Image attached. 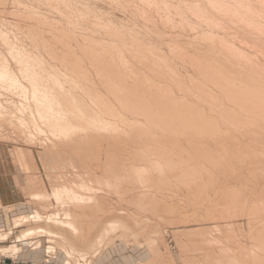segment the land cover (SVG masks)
<instances>
[{
	"label": "bare ground",
	"instance_id": "1",
	"mask_svg": "<svg viewBox=\"0 0 264 264\" xmlns=\"http://www.w3.org/2000/svg\"><path fill=\"white\" fill-rule=\"evenodd\" d=\"M197 1L200 2V0ZM201 1V4L205 1L202 6L196 2L188 4L191 11L187 9L193 14L185 8L190 15L197 17V23L205 22V26L207 23L213 29L221 31L224 24L230 21L231 25H235L233 27L243 32L242 38L247 42V44L245 42L239 44L244 45L245 48L249 47L259 54V57L260 55L264 57V0L260 1L263 3L262 6L261 3H255L259 7L251 6L249 0ZM178 8L180 7L178 6ZM167 20H169L168 17ZM181 22L183 21L181 20ZM167 23L172 24L171 22ZM181 27L184 28V31L186 28L193 33H196L193 31L194 29L199 28L186 19ZM223 33L226 32L223 31ZM185 34L187 35V33ZM212 35H198L202 37L197 40L207 41L201 43L203 45L207 43L209 49L206 53H197L203 50L201 48L200 51L195 52L198 56H194L193 65L195 64L199 70L195 68L196 66L193 68L198 72L200 70L203 72L202 75L207 83L197 87L201 90L200 98H203L209 105L210 113L219 115L222 125L216 120L212 121L208 118L200 108L191 107L185 102H173L174 99L170 94L173 91H166L167 89L162 88L167 92L164 95L168 97V100H164L158 94L152 93L146 86L144 88L136 84H127L129 82L124 80L123 76L125 75L122 76L123 79L118 78L117 73L114 72L117 78H111L107 85V87L109 86L107 91L118 103L117 107L106 94L95 91L94 87L91 89L92 84H89L91 87L88 85L89 78L86 84L90 88L82 81L84 78L80 77L81 80H76L74 74L59 71L57 67V69L54 67L55 65L51 66L42 59V56V58L36 56L35 52L18 47L10 43L11 41L8 42L9 35L6 36L7 38L1 37L4 38V40H0L6 44V51L9 54L0 55V122L9 121L8 123H10L11 121L20 134L25 135L31 144H35L32 147H38L36 145L39 142L43 149L40 156H43L45 161L47 159L53 161L54 166L51 165V168L54 167L58 171L56 172L58 174L50 177V181H48L51 191L41 180L42 177H36V179L30 176L31 183L27 184L26 194L30 200L28 204L33 205L35 210L18 217H10L9 222L7 221V224H10H8V228L4 229L2 237L8 239L14 235L15 231H19L17 237L19 242L15 243L16 246L0 247L2 252L16 258L17 254H20L24 250L23 248L28 245L35 246V251L42 250L43 246H46V251L50 256L62 257L60 251H63L67 264H91L94 262L93 258H97L98 254L102 255L103 251L110 245H114L117 240L124 239L128 244L130 240L139 241L143 238L154 257L148 262L140 264H178L177 257H167L168 255L163 254L157 241L150 236L151 234H157V238L164 236L160 232L161 229L158 230L160 224L143 221L145 219L143 214L150 210L153 214L166 213L177 217L175 222L170 224L174 227L191 222L214 224L211 228H200L189 233L193 238L202 241L199 244V249L202 248V250H197L200 256H195L190 254L189 245L184 246V256H181L182 260L180 258L183 264H264V226L249 236L253 245L248 249L247 245L240 243L241 241L238 242L240 234L238 235L237 231H232L233 228L231 225L229 226V223L225 227L220 225L222 221L229 222L244 218V216L253 219V221L251 220L253 225L255 220H262L264 217V181L262 182L264 180V153L258 151V148L252 147V144H244L233 134L234 131L239 134L252 130L257 137L264 139L260 134L264 130V75L254 77L253 72H248L249 68L239 67L231 61V56L227 59L226 53H223L222 48L217 44L216 35H214L215 38ZM19 38L17 36V40ZM40 41L43 40L40 39ZM37 44L42 43L37 42ZM200 44L198 45L200 46ZM227 45H229V49L224 50L229 51L228 54L232 56L235 54L236 57L242 56V58L247 57L242 49L236 48L234 44ZM230 45L234 50H230ZM42 46L40 45V47ZM37 48L36 52L41 49ZM146 48L145 50H147ZM132 51L134 50H131V54ZM40 52H38L39 55H42ZM54 52L49 56L57 54ZM61 57L63 58L65 55ZM111 57L112 60H109L113 61L114 59L120 63L121 58L116 60L113 58L115 56ZM138 57L137 55L136 59ZM142 57L146 61L147 57L144 55ZM143 58L140 57V62ZM255 58L257 57L255 56L254 60ZM236 59L238 61L240 58ZM252 59L250 60L252 61ZM109 60L107 64H109ZM137 60L139 62V58ZM246 60H244L245 65L248 66L251 61L249 60L248 63ZM115 61L113 64L120 65ZM158 61L164 62V60ZM66 62L64 63L66 64ZM81 62L79 63L82 64ZM59 63L61 62L59 61ZM141 63L146 65V62ZM149 63L151 64L150 61ZM113 64L110 66L111 71H115L112 67ZM160 64L159 66L162 67ZM92 65L95 67L94 63ZM125 66L130 69L129 66ZM104 68L106 69V67ZM95 69L99 70L98 67ZM105 69L107 74L108 69L111 73L110 68ZM166 69L164 68V70ZM121 70L120 73L124 71ZM104 71L101 70L99 73L103 76L106 74ZM131 73L133 74L132 70ZM173 73L172 75L175 74ZM76 74L77 72H75ZM134 74L132 77L136 76V72ZM84 75L87 74L84 73ZM162 75L160 74V79ZM170 76L166 77L170 78ZM103 79L106 80V78ZM139 81L135 79L136 83ZM145 81L147 82L146 78ZM158 86L160 87V85ZM157 87L155 90H158ZM150 110H154L155 113L149 119L147 113L150 114ZM126 115L145 121L142 123L131 120L126 118ZM223 125L226 127L225 130L222 128ZM240 137L242 138V136ZM37 153L39 156V152ZM28 154L32 156V152ZM14 156L20 160L21 164L24 163V157L20 151L15 152ZM25 158L27 159V157ZM30 158L28 159L30 160ZM47 163L49 164L48 161ZM29 164H26L25 167L26 171L31 174L32 168L36 169V166L33 163ZM245 164H250L248 167H251L248 176L244 175L245 173L242 174L243 172L241 173L236 167V165L244 166ZM228 167L232 168L238 180L245 179L253 186L257 185L262 178L260 183L263 184V191L258 193L254 189H250L249 186L240 185L241 187L238 188L227 184L223 187L220 186L222 189L219 187L221 189L219 190L216 186L217 182H220L216 181L217 174L229 170ZM230 173L229 175H231ZM213 193H215V201L211 198ZM250 193L254 195L252 203H248L247 200ZM170 194L171 196H169ZM184 196L187 200L186 207L193 209L204 207L206 212L203 214L197 212L192 215L184 212L181 207L176 205L178 202H184ZM122 204L128 208L132 207L135 212H121ZM146 204L148 207L145 206ZM14 206L15 203L11 202V199L9 202L3 201L0 204V210L5 212L4 218H8L11 208ZM258 221L260 222V220ZM162 223L165 224L164 221ZM256 223L258 222L256 221ZM146 230H152V233L149 234L150 231L145 232ZM46 239H49L48 243H46ZM3 241L5 242V240ZM180 245H178L179 248Z\"/></svg>",
	"mask_w": 264,
	"mask_h": 264
},
{
	"label": "rangeland",
	"instance_id": "2",
	"mask_svg": "<svg viewBox=\"0 0 264 264\" xmlns=\"http://www.w3.org/2000/svg\"><path fill=\"white\" fill-rule=\"evenodd\" d=\"M193 1L194 0H166V1L165 0H0V33H1L0 39L4 40V38L9 35L8 36L9 39L6 37L8 42L11 41L10 43H13L18 47L19 46L24 47V49H27V50L29 49L30 52H33V53L35 52L36 56H39V57L42 56L43 57V58L41 57L42 59L47 61L48 64L51 66L55 65L54 67L55 68L57 67L59 71L64 72V73H68V74L70 73L71 75L74 74L75 78H74V76H73V78L76 80H81V78H84V80H82L83 82H85L84 84H86L88 81H90V82H88V85L92 84V87L89 85L91 87V89H93V87H94L95 91H99L101 93L106 94V96H108L109 99L117 107H118V103L113 99V97H111V95L107 91V89L109 87V86L107 87V85L109 84L112 77H114V78H117V77L120 78L121 77L122 78V76L125 75L127 77H125V76H123V77H124V80L126 79V82H129L127 84H129V85H135L136 84L140 87L146 86V88H149V90H151L152 93L154 92V93L158 94L160 96V98H162L164 100H168V97L166 95H164V93H167L166 91H168V90L173 91V93L170 92L172 98L174 99L173 102L174 101L185 102V104H187L191 107L194 106V107L200 108L201 111L202 110L204 111L203 113L208 118H210L212 121L216 120L217 122H219L222 125V121H221V118L219 117V115L217 116L214 113L213 114L210 113L211 111H210L209 105L206 103V101H204L203 98L202 99L200 98L201 90L197 88V87H199L200 84L206 85L207 83L204 79V76L202 75L203 72H201V70L198 72L197 71L198 67L195 64L193 65V63H194L193 59H195L194 56L195 57L198 56L197 53H204V52L206 53V52H208V49H209V46L207 45V43L204 45L202 44V43H205L207 41H205L204 39H201L202 40L201 41L202 43H201L200 40H197V38L200 39L202 36L201 37H199V36L203 35V34H208V35L213 34L212 36L216 35L217 44L220 45V48H222L223 53L224 52L226 53L227 59L230 58V56H231V61L235 62V64L238 65L239 67L242 66L241 68H243V66L246 69L249 68V69H247V70H249L248 72H253L252 74L254 75V77H256L257 75H261V76L264 75V60H263L264 57L262 55H260V57H259V54H256L253 50L249 49V47H246L247 48L246 49L244 47V45L239 44L240 42H245L247 44V42L244 41L242 38L243 32L239 31L236 27H233L235 25H231L230 21L229 22L227 21L228 23L227 24L225 23L226 26L224 24V27H223L224 30L222 29L223 31L226 32L225 34L223 33L222 30L219 31L217 29L216 30L213 29V27L207 23L205 26L204 25L205 22L200 23L201 22L200 21L197 23V21H198L197 17H194L195 15H192L193 13L190 12L191 8L189 7V5L196 2L202 6L205 1L203 0L204 2L202 4L200 3V2H202L201 0H200V2L197 0H195L194 2ZM260 1L261 0H258V1L257 0H249V4L251 6L254 5L253 7H256L257 4H255V3L259 4V3H261ZM250 2L253 4H251ZM262 2H263V0H262ZM263 3H261V6L263 5ZM178 6L180 8H178ZM257 7H259V6H257ZM185 8L187 11L190 10L189 12L192 14L190 15V13L185 10ZM187 8L188 9L190 8V9L188 10ZM186 12L189 14H187ZM184 16H186L187 18ZM167 17L169 20H167ZM184 18L188 21H191V23L194 24L195 26H199V28L201 30L198 27H196L198 29H196V30L194 29L193 31L196 32L197 34L193 33L190 30H187L186 28L184 31V28L181 27L184 24V20H185ZM181 20L183 22H181ZM167 22H171L173 25L172 24L170 25V23H167ZM173 22H175V23H173ZM15 27L16 28L18 27L20 30L18 28H17L18 29L17 30ZM168 27H169V29H168ZM226 27H227V30H226ZM234 28L237 30L232 31V30H234ZM230 29H232V30H230ZM208 30H209V32H208ZM17 31H19V32H17ZM229 31H231V32H229ZM11 32H12V34H11ZM210 32H211V34H210ZM5 33L7 34L6 36H5ZM185 33H187V35ZM17 36H18V38L20 37L18 40H17ZM1 37H4V38H1ZM195 37H196V40H194ZM186 38H189V39H186ZM214 38H215V36H214ZM40 39L43 41H40ZM3 40H0L1 41L0 42V53L1 52L3 53V54L1 53L0 55H6L8 53V51H6L7 48L5 47L6 44L2 43ZM34 40H36L39 43L41 42L43 44V46H42V44H37V42ZM203 41H205V42H203ZM19 42H20V44H19ZM197 43L198 44L201 43L200 46ZM22 44H24L25 46H23ZM227 44H234V46L236 48H238L240 50L242 49V51L244 52V54L248 58H250V59L253 58L251 61L247 57L246 58L243 57L244 60L247 59L246 62L248 61V63H249L251 61L249 63L251 65L249 66V64H248L249 67L246 66L245 61L243 60L242 56H240V55H239L240 57H236V55L233 54V52H232L233 56L231 54H228L229 51L224 50V49H227V50L229 49V45H227ZM36 45H39V46H36ZM40 45L42 47H40ZM44 45L46 46V51H45ZM47 46H48V49H47ZM149 46L152 48H150ZM201 46H203L204 48H202ZM36 47H38L37 48L38 50L41 48L39 51L38 50L37 51L38 52L41 51L40 54H42V55H39V53L35 51ZM50 47H51V49H50ZM146 47H148V48H146ZM230 47H231V45H230ZM43 48H44L45 52L43 51ZM145 48L147 50H145ZM200 48L203 50L201 52H197V50L200 51L199 50ZM132 49L134 51H132L133 53L131 54ZM206 49H207V51H206ZM230 50H234V49H232V47H231ZM47 51L50 53H48ZM52 51L57 52V54L54 52L55 54L53 56H49V54L50 55L53 54ZM46 52H47V54H46ZM137 52H138V54H136ZM142 52H143V55L145 57H147L146 61L142 57L143 55H141ZM195 52H197V53H195ZM186 53H188L189 56ZM135 54H136V56L137 55L139 56L138 57L139 62H137L138 58L136 59V56H133ZM191 54H193V56H191ZM55 55H58V56H55ZM62 55L63 56L65 55V57L62 58L61 57ZM102 55H104V56L102 57ZM105 55L108 57L110 56L109 59H111V60H112L111 56H115L113 58H116V60H119L120 58L121 59L125 58L128 61V63L125 59H122V60L120 59V63L118 61H115L114 59H113V61H111ZM248 55H250V56H248ZM255 56L257 58H255V60H254ZM55 57H57V58H55ZM101 57L102 58L105 57L106 59L105 58L102 59ZM140 57L143 58V60L141 62H144V63L146 62L145 66L142 65V63L140 62V60H141ZM190 57H191V59H189ZM232 57L233 58L234 57L240 58V59H238L239 63H236V62H238L237 59L234 58L235 59V61H234V59ZM159 58H161V59H159ZM52 59H54V60H52ZM90 59H92V60H90ZM98 59H100L101 61L99 60L98 62H96ZM147 59L151 62V64L149 63V61ZM257 59H258V62H256ZM78 60H80V61H78ZM108 60H109V64H107ZM158 60H164V62L158 61ZM189 60H190V62H189ZM253 60H254V62H253ZM52 61L54 63L56 61H58V62H56L54 64ZM59 61L61 63H59ZM65 61H67L66 64L64 63ZM81 61H83L84 64ZM114 61H115V63H117V64L119 63L120 65L113 64ZM77 62H78V64H77ZM79 62H81L82 64H80ZM91 62H92V64L93 63L95 64V67H94V65L91 64ZM101 62L102 63L104 62V63L102 64ZM96 63H98V64H96ZM124 63H127L125 65H127V67L128 66L130 67L133 74L131 73V70L129 68H126ZM163 63H165V64H163ZM57 64L59 65V67ZM72 64H73V66H72ZM75 64H77L78 66ZM106 64L109 66H107ZM112 64L114 65L112 67H114L113 69L115 70V71L112 70L113 72L111 71L112 68L110 67ZM159 64L162 67H160ZM239 64H243V65H239ZM96 65H97L99 70L95 69V68H97ZM131 65L133 66V69H132ZM155 65H157V66L155 67ZM167 65L169 66V68L167 67ZM191 65H193V66L190 67ZM256 65H258V66H256ZM65 66H67L68 68L67 67L65 68ZM194 66H196L195 68H197V69H194L193 68ZM262 66H263V68H260ZM71 67H73V68L71 69ZM78 67H81V68H78ZM104 67H106V69H107V67L110 68L111 73L109 72V69H108V74H107V70ZM118 67L120 68V70L122 69L121 71H123V70L124 71L120 73V70ZM158 67H160V69H157ZM64 68H65V70H64ZM115 68H118V69L116 70ZM164 68L165 69L167 68V69L164 70ZM258 68L262 69V70L259 71ZM69 69H71V70H69ZM78 69H80V70H78ZM104 69L106 71H104ZM171 69H172V71H170ZM252 69H253V71H252ZM73 70H75V71H73ZM81 70H83V71H81ZM101 70H102V72L104 71V73H106V74L105 75L103 74V76H102L100 74ZM159 70L164 71L166 74L164 72L159 71ZM125 71H126V73L124 74ZM137 71L141 75L138 74ZM262 71H263V73H262ZM75 72H77L76 75H75ZM83 72L86 73L87 75H84ZM114 72H116L117 74ZM118 72H119V74H118ZM129 72H130V74H129ZM135 72H136V76H134L135 77L134 78V77H132V75H135L134 74ZM81 73H83V74H81ZM172 73L174 75H172ZM111 74L114 76H112ZM115 74L117 75V77ZM126 74H129V75H126ZM160 74L161 75L163 74L162 75L163 79L159 78ZM80 75H82V76H80ZM168 75H171L170 78L166 77ZM76 76H77V78H76ZM86 76H88V77H86ZM100 76L102 77V80H101ZM128 76H130V77H128ZM138 76H139V78H138ZM172 77L175 80L176 79H178V80L181 79V80L180 81H178V80L172 81L173 80V79H171ZM88 78H89V80H88ZM103 78H106V80H104ZM108 78H110V79H108ZM145 78H146L147 82L145 81ZM129 79H131L130 81L133 83H131L129 81ZM135 79H136V81H139L140 79L141 80L136 83ZM178 82L179 83L181 82V84H179ZM143 83H145V84L143 85ZM88 85H87V87H89ZM149 85H150V87H147ZM157 85H160L161 88L159 86L157 87ZM164 85L167 87L168 86H170V87L167 88ZM153 86H154V88H153ZM155 86L158 88V90H155L156 89ZM151 87H152V89H150ZM162 88H165L167 90L164 91V89H162ZM169 88H172V89L170 90ZM159 89H161V90H159ZM218 93H220V92L218 91ZM3 100H4V98H3ZM225 100H226V103L228 104L227 99H225ZM149 113L151 115L148 113H147V115H148V118L150 119L151 116L153 117L155 111L150 110ZM126 118L131 119V120L140 121L142 123H144V121H145L142 119L140 120L139 118H136V117H132L131 115H126ZM8 122L9 121H4V122H2L3 124L0 122V204H2L3 201L9 202V200L11 199V202L15 203V206L13 208H11V211L9 212L10 215H8V218L6 217V219H7V220H5L6 224L0 225V247L13 246V245L16 246V244L19 242V240L17 239V237L19 236V231H15L14 235H12V236H10V238H8L9 240L4 239L2 237V234H4V232H5L4 229L8 228L7 226H8V224H10V223L7 224V221L9 222L10 217H12V218L18 217L21 214H26V213H29V212L35 210L33 205H31L30 203L28 204V201H30V200L28 199V196L26 194L27 193L26 192L27 184L31 183L29 181L30 176H31V178H36V177L41 178L42 177L41 180H43L45 182V185H47V187L51 191L50 185H48L49 184L48 181H50V177L58 174V173H56V172H58L56 170V168H54V167L51 168L52 167L51 165H53V161H50L48 159L45 161V159L42 158L43 156L42 157L40 156L41 153L43 152L42 146H40L41 144L39 142H37L36 146H38V147H36V148L32 147L33 145L35 146V144H31L30 140L28 138H25V135L20 134L18 132V130H16V128L14 127L15 125L11 121H10V123H8ZM11 124H13V125H11ZM10 127H13L15 132L13 129H10ZM222 128L224 130L226 129V127L224 125ZM220 131H221V129H220ZM16 132L19 134H17ZM234 132H236V131H234ZM234 132H233V134L238 138V140H240L241 142H243L244 144H247V145L252 144V147L258 148V151L264 153V139L260 138L259 136L257 137L256 133H254L252 130L243 131L242 133H239V134L237 132L236 133H234ZM262 133H260V134L264 137V130ZM247 134H248V136H247ZM240 136H242V138ZM243 138H244V140H242ZM26 139H28V140H26ZM27 141H28V143H27ZM30 144H31V146H29ZM185 146H186V144H185ZM260 147H262L263 149ZM24 149H25V151H24ZM27 150L29 152H32V156L30 155L31 153L28 154L29 152ZM17 151H20L21 155L24 157V159H23L24 163H22V164L20 163V160H18L14 156L15 152H17ZM37 152H39V156L37 155L38 154ZM23 154H25V155H23ZM25 157H27V159ZM28 158H30V160ZM47 161L49 162V164L47 163ZM28 163H30L29 165H32V163H33L36 166L35 167L36 169L32 168L31 174H29L30 173L29 171H26L25 165ZM50 163H52V164H50ZM45 165H47V166H45ZM248 166H250V164H245L244 166L236 165L237 169L239 168L241 173L243 172L242 174H244V173H245L244 175L247 174L246 176H248V173L251 169V167L249 168ZM47 167L49 170L45 169ZM240 168H242V169H240ZM48 171H50V172H48ZM27 172H28V174H27ZM224 173L221 174V172H219V174L222 177L219 174H217L218 177L216 175V177H217L216 181H220V182H217V185H216L219 190L222 189L220 186L223 187L227 184V185L238 187V188L241 187L240 185L249 186L250 189H254V191H256L258 193H260L261 190L263 191V184H264L263 181L264 180H262L263 184H262V182L260 183L262 178L260 179V181L257 185L253 186L252 183L248 182L245 179H241L242 181L238 180V177H237V175H235V173H233L232 168H229V170H226ZM229 173L232 176L229 175ZM241 173H240V175H241ZM226 174H228L229 176ZM223 175H225V176H223ZM219 177H220V179H219ZM233 180H234V182H233ZM242 192H244V191H242ZM250 194H251V195H249L250 197L248 196V199H247L248 203H252L254 200V195L252 193H250ZM169 196H171V194ZM211 198L213 201L216 200L215 193L212 194ZM176 200H177L176 202H178V199H176ZM186 204H187V200H186L185 196H184V202H178V204L176 203V205L181 207L184 212L191 214V215L194 213H197V212H199V213L202 212V214H203V212L204 213L206 212L204 207H202L201 209H199L198 207L196 209H193L190 207H186ZM145 206L148 207L147 204ZM120 208L122 209L121 212H123V213L135 212V210H133L132 207L129 206V208H128V206H126L125 204H122L120 206ZM1 215L3 217L5 216V212L3 213V210H0V216ZM143 216H145V219H143L144 222H147V223L153 222V223L161 225L158 228V230L161 229L160 232L162 235H164L162 238H157L158 237L157 234H151L152 230H146L145 232L150 231L149 232V234H151L150 236L155 241H157V243L159 244V247L161 248V251L163 254L168 255L167 257H169V256H174L175 258L177 257V259H178L177 263L178 264H183V262H181V260H182L181 256H184L183 255V250H184L183 247L184 246L189 245V248H191L190 254L195 255V256H200L199 251H197V250H202V248L199 249V244L202 241H200V239L193 238L192 236H190L189 233L191 231H196L200 228L207 229V228H211L214 226L213 223L206 224V223L191 222V223H184V225L174 227V225H170V224L175 222L177 217H174V216L166 214V213L153 214L150 210H149V212L144 213ZM1 218L2 217H0V219ZM248 220H249V222H248ZM251 220L253 221V219H251L250 217L248 218V216H244V218L235 219V220H232L229 222L222 221L220 225L222 227H225L229 223V226L231 225V227L233 228L232 231H237L238 235L239 234L241 235V236L239 235V237H238L239 240L237 239L238 242L241 241L240 243L247 245V248L250 249L249 246L252 247L253 242H251L252 239H251V237L249 238V236L254 234L255 231L262 229L261 227L264 226V217L262 218V220L258 219V220H260V222L258 220H255L253 222L254 223L253 225H252ZM163 221L165 222V224L162 223ZM256 221L258 223H256ZM152 226H154V225H152ZM252 227H255V228H252ZM251 228H252V230H250ZM153 231H155V230H153ZM187 233H188V235H185ZM193 239L195 240V242ZM3 240H5V242ZM48 241H49V239H46V243H48ZM19 245H20V247H22L21 243H19ZM178 245H180V248L183 245L182 246L183 249L181 248V250H179L180 248ZM34 248H35V246L28 245V246H26L25 249L30 250L31 252H34L36 254L42 253L43 257H44L45 264H67V261H65L66 256H65V253H63V251H60V253L62 252L61 253L62 257L59 256V258H58V256H50V254L46 251V246L45 247L43 246V249L38 250V251H35ZM1 252H2V250H0V261H3L4 257H8L11 255V254H5L4 252H2V253ZM21 253H23V251ZM10 257L13 258V256H10ZM153 257H154V254H152V252L149 251V249L147 248V245L145 243V240L143 238L140 239L139 241L130 240L128 242V244L125 242L124 239H122V240H117L114 245H110V247L106 248L105 251H103L102 255L98 254L97 258H93L94 262H92L91 264H140L141 262H148L150 259H153ZM180 258H181V260H180Z\"/></svg>",
	"mask_w": 264,
	"mask_h": 264
},
{
	"label": "crops",
	"instance_id": "3",
	"mask_svg": "<svg viewBox=\"0 0 264 264\" xmlns=\"http://www.w3.org/2000/svg\"><path fill=\"white\" fill-rule=\"evenodd\" d=\"M0 219V225H5L6 221L2 215ZM7 220V219H6ZM25 249V248H23ZM22 252V251H21ZM16 258L10 256L4 257L3 261H0V264H45L43 254H36L30 250H23V253H18Z\"/></svg>",
	"mask_w": 264,
	"mask_h": 264
}]
</instances>
